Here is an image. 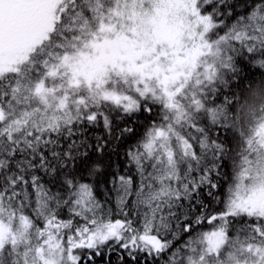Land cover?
<instances>
[{
    "label": "snow or ice",
    "instance_id": "1",
    "mask_svg": "<svg viewBox=\"0 0 264 264\" xmlns=\"http://www.w3.org/2000/svg\"><path fill=\"white\" fill-rule=\"evenodd\" d=\"M0 264H264V0H0Z\"/></svg>",
    "mask_w": 264,
    "mask_h": 264
}]
</instances>
